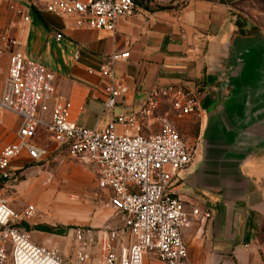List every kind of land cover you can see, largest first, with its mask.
<instances>
[{
  "label": "crops",
  "instance_id": "obj_1",
  "mask_svg": "<svg viewBox=\"0 0 264 264\" xmlns=\"http://www.w3.org/2000/svg\"><path fill=\"white\" fill-rule=\"evenodd\" d=\"M8 2L0 0V31L8 26L20 41L16 49L30 58L34 9L42 25L38 31L55 43L61 73L48 69L56 92L69 99L71 115L81 125L100 127L114 113L135 111L150 89L165 84L195 91L199 110L189 114L201 120L199 151L178 171L171 189L184 198L187 210L208 208L212 216H191L183 227L188 264H264V170L251 163L264 160V30L240 32L239 18L225 0H134V12L120 16L112 31L50 13L46 0H23L30 17L23 21ZM243 21L247 28L250 20ZM120 51L128 55L113 60V72L128 89L112 108L103 109L107 79L99 66ZM6 71L7 64L0 91ZM174 111L161 96L143 120L144 130H157ZM12 117L16 121L3 114L5 120ZM32 239L57 246L64 257L71 252L70 234ZM152 259L148 255L144 262L162 264Z\"/></svg>",
  "mask_w": 264,
  "mask_h": 264
},
{
  "label": "built area",
  "instance_id": "obj_2",
  "mask_svg": "<svg viewBox=\"0 0 264 264\" xmlns=\"http://www.w3.org/2000/svg\"><path fill=\"white\" fill-rule=\"evenodd\" d=\"M8 7L17 19L29 20L23 0H9ZM45 9L70 15L79 26L112 31L120 16L134 12L135 2L46 0ZM61 36L56 33L57 39ZM19 44L8 26L0 31V58L7 56L0 121L4 113H10L18 122L12 137L0 146V189L16 176L18 167L48 159L51 149L38 141L42 127L56 143L55 149L93 168L97 187L125 219L117 225H72L71 252L64 257L57 246L33 240L23 226L21 220L34 213V204H27L19 214L0 196V264H144L148 255L162 264H188L183 227L191 216L203 220L212 212L198 206L187 210L171 182L192 161L195 149L170 122L145 131L143 120L153 113L161 96L169 99L179 115L197 113L195 91L165 84L150 89L137 110L114 113L103 126L87 127L72 117L69 99L56 92L53 71L17 50ZM127 55L128 51L113 52L99 66L107 79L103 109L112 108L128 89L113 72V60Z\"/></svg>",
  "mask_w": 264,
  "mask_h": 264
},
{
  "label": "rangeland",
  "instance_id": "obj_3",
  "mask_svg": "<svg viewBox=\"0 0 264 264\" xmlns=\"http://www.w3.org/2000/svg\"><path fill=\"white\" fill-rule=\"evenodd\" d=\"M225 1L231 4L239 18L240 32L264 30V0ZM30 15L33 29L27 47L29 57L61 73L57 69L60 64L54 52L55 43L50 39L46 40L44 33L38 31L42 25L34 9L31 10ZM246 18L250 20V24L244 28L240 23H244L243 20ZM6 64L4 54L0 58V85ZM167 117L168 121L165 122L173 124L195 152L199 151L202 124L198 115H179L174 111ZM17 125L18 122L14 121L13 117L10 120L0 121V146L12 137ZM38 135V141L51 149L48 159L37 163H25L23 168L17 170L16 176L10 178L0 189V196L5 198L19 214L27 204L35 205L34 213L21 220L28 223L30 236L34 239L52 233L68 236L70 227L75 224L97 226L121 224L125 215L115 211L108 202L107 193L97 187L93 168L70 158L65 151L55 149L56 143L47 136L42 127L39 128ZM251 163L257 169L264 170V160ZM15 164L19 166L20 162ZM24 168L25 170L21 171ZM152 260L155 261V258ZM144 264L150 263L144 262Z\"/></svg>",
  "mask_w": 264,
  "mask_h": 264
},
{
  "label": "trees",
  "instance_id": "obj_4",
  "mask_svg": "<svg viewBox=\"0 0 264 264\" xmlns=\"http://www.w3.org/2000/svg\"><path fill=\"white\" fill-rule=\"evenodd\" d=\"M162 7H164V6H162ZM165 7H168V5H165ZM23 167H24V165L18 167V169L23 168Z\"/></svg>",
  "mask_w": 264,
  "mask_h": 264
},
{
  "label": "water",
  "instance_id": "obj_5",
  "mask_svg": "<svg viewBox=\"0 0 264 264\" xmlns=\"http://www.w3.org/2000/svg\"><path fill=\"white\" fill-rule=\"evenodd\" d=\"M22 224H23V226H24L25 228H27V224H26V222H23Z\"/></svg>",
  "mask_w": 264,
  "mask_h": 264
}]
</instances>
